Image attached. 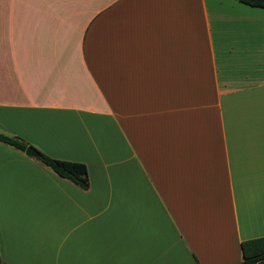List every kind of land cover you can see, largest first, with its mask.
<instances>
[{
	"label": "crops",
	"instance_id": "0c3cea01",
	"mask_svg": "<svg viewBox=\"0 0 264 264\" xmlns=\"http://www.w3.org/2000/svg\"><path fill=\"white\" fill-rule=\"evenodd\" d=\"M3 264H236L264 235V7L0 0Z\"/></svg>",
	"mask_w": 264,
	"mask_h": 264
},
{
	"label": "trees",
	"instance_id": "16d2710c",
	"mask_svg": "<svg viewBox=\"0 0 264 264\" xmlns=\"http://www.w3.org/2000/svg\"><path fill=\"white\" fill-rule=\"evenodd\" d=\"M238 1L249 5L264 7V0ZM0 141L8 143L19 150H24L29 145L21 138L3 132H0ZM36 150L39 153L36 159L57 175L69 179L80 187L84 188L88 186L86 168L83 163L52 157L38 149ZM240 248L242 259L236 264H264V235L242 240L240 242ZM0 264H3L1 257Z\"/></svg>",
	"mask_w": 264,
	"mask_h": 264
},
{
	"label": "water",
	"instance_id": "95a60500",
	"mask_svg": "<svg viewBox=\"0 0 264 264\" xmlns=\"http://www.w3.org/2000/svg\"><path fill=\"white\" fill-rule=\"evenodd\" d=\"M24 153L29 155V156H34V157H37L39 155L38 151L34 147H32L31 145H27L24 148Z\"/></svg>",
	"mask_w": 264,
	"mask_h": 264
}]
</instances>
